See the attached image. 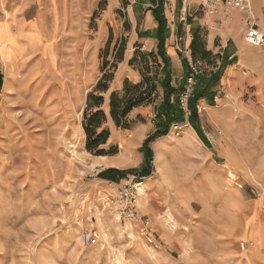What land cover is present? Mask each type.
Segmentation results:
<instances>
[{"label": "rangeland", "instance_id": "1", "mask_svg": "<svg viewBox=\"0 0 264 264\" xmlns=\"http://www.w3.org/2000/svg\"><path fill=\"white\" fill-rule=\"evenodd\" d=\"M54 1V5L45 4L44 22L50 33L56 31L59 65L45 75L38 70L41 43L36 61L19 68L13 58L18 43L10 24L0 23V46L9 52L0 64V264H264V132L260 121L252 132L246 131L239 105L235 128L226 132L212 123L210 108L200 109L199 102L208 143L188 121L181 136L171 131L173 139L168 140L170 148L161 152L160 170L155 165L157 146L155 155L152 148L151 174L178 182L168 194L149 198L147 179H143L146 187L138 191L136 219L122 216L119 192L132 176H141L145 162L137 167H93L91 163L100 157L86 150L83 119L88 94L101 78L102 66L108 62L112 72L120 52L128 47L135 27L131 2ZM165 3L166 13L171 8L170 1ZM175 4L179 29H188L186 23L196 27L190 14L202 13L203 5L190 4L185 13L183 0ZM137 6L133 10L139 29L144 7L136 10ZM187 55L193 63H201L204 73L218 65V59H203L199 54L195 61L182 48L180 56ZM143 61L138 55L131 67L140 72ZM12 67L17 76L23 72L32 78L16 83L13 92L3 90L4 71ZM158 96L157 89L153 102ZM251 97L252 91H246L237 101L243 105ZM218 110L217 116L224 114V104ZM187 130L193 131L194 138L185 134ZM117 150L122 160L137 164L138 153L124 142ZM111 168L125 174L109 172L114 180L100 176ZM86 229L98 230V243L82 244Z\"/></svg>", "mask_w": 264, "mask_h": 264}, {"label": "crops", "instance_id": "2", "mask_svg": "<svg viewBox=\"0 0 264 264\" xmlns=\"http://www.w3.org/2000/svg\"><path fill=\"white\" fill-rule=\"evenodd\" d=\"M149 1L142 0V2L138 3L137 0H130V8L133 12L132 20L135 27L130 33V42L125 50L124 59L118 64L115 72L111 86L112 90H120L125 79H129L135 83L140 82V72L129 65V60L135 50L157 51L158 40L152 34L140 35L143 32H153L158 26L152 10L148 9L155 7L153 5L154 2ZM169 1L171 10L166 9L167 16L164 0V14L169 27V37L166 40V52L171 57L173 71L172 84L175 87H181L183 84L181 80L188 73L189 68L184 66V57L180 56V51L184 48L186 53L191 54L190 45L195 32L198 31L199 37H204L203 41L206 49L213 54L221 55L218 59V65L213 71H217L221 67L223 58L229 62L225 67V74L223 72L218 85L214 87V99L201 98L199 100L201 104L200 109L207 111L206 108H210V112H207L209 116L211 115L212 123L218 127H222L226 132H230L231 128H235L233 125L237 123V106L241 105L243 107L241 113H243L245 118L246 131L252 132L253 127L258 125L256 124L257 120H259L261 131L264 132V48L251 46L243 40L242 20L245 15L239 11L225 10L223 7L220 8L218 13H213L204 7L202 13L190 14V17L194 20L193 24L196 27L192 28V24L188 25L186 23L188 29L184 28L181 31L179 29L180 26L176 25L177 23L174 17L176 0ZM186 1L183 0V12L185 13L190 4L199 2L202 5L200 0H189L187 5ZM54 2V0H0V23L9 22L11 32L15 41L18 43V48L14 49L13 53L17 67L21 68L29 62L34 63L36 61L37 58L35 57H38L39 54L37 47L40 45L38 28H42L45 16L47 15L45 4L50 3L54 5ZM134 4L144 7L139 19L140 23L143 21V24H141L139 29H137V24L135 23ZM139 6H137L136 10L141 9ZM252 6L259 27L264 32V0H252ZM53 8L52 6L51 9L53 10ZM182 21L183 18L180 19V23ZM5 52V58L7 60L9 58V52L6 48ZM186 58L191 65V58L188 55ZM0 64H2L1 57ZM250 90L252 91L250 102L244 103L243 105L240 104L237 98ZM158 91L159 98L156 102L138 106L130 112L128 116V122L131 127L130 133L127 128L117 127L111 119L108 120L107 124L110 128L109 143L118 146L119 144L121 145V142H124L126 147L133 149L134 153H138L136 157L137 164L135 165H132L129 159L122 160L119 156L121 152L113 156H106L105 160L119 163L111 164L109 167L124 168L129 165L137 167L139 164L144 163V155H142V152H138V149L143 146L144 140L156 130V124L159 121L157 118L158 107L164 100V88L160 84ZM172 99H174V96ZM223 104L224 110L222 111L224 114L217 116L216 112ZM155 107H157V111H155ZM171 131L169 130L168 134L160 136L152 142L154 155L157 143L168 137ZM183 131L181 132L182 134ZM262 146H264V143ZM145 179H147L146 185L149 198L151 194H168L166 191L172 190L178 182L174 177H162L159 174L154 175L153 173L144 177Z\"/></svg>", "mask_w": 264, "mask_h": 264}, {"label": "trees", "instance_id": "3", "mask_svg": "<svg viewBox=\"0 0 264 264\" xmlns=\"http://www.w3.org/2000/svg\"><path fill=\"white\" fill-rule=\"evenodd\" d=\"M155 7L151 9L158 23L157 28L153 32H143V34H152L158 40L157 51L141 53L139 49L135 50L129 65H134L138 59V55L144 58L143 69L140 73L142 79L140 82H133L125 79L120 90H112L111 86L115 77L118 64L123 61L126 46L117 57V61L113 66V71L109 72L106 62L102 66V76L98 80L95 88L88 94L87 108L84 112L83 131L86 135V150L97 156H113L118 153L117 145L109 143L110 128L108 120L111 119L117 127L129 129L128 116L130 112L141 105L151 104L154 101L155 93L159 84L164 88V100L159 105L157 118L159 121L156 130L150 134L141 147L144 154V166L142 165L141 176H149L152 172L151 161L153 158V150L151 143L158 137L168 134L172 123H182L188 121L196 130L198 135L204 142L208 143V139L201 125L198 104L201 98L214 99V87L218 85L225 67L229 63L223 58L222 65L217 71L210 74L201 72L196 77V87L193 94L188 100V111L182 107L179 99L180 93L185 89V84L181 87H175L172 84L173 71L171 57L166 52V40L169 37V27L167 18L164 14V0H153ZM192 57L197 61L199 54L203 59H219L221 55L213 54L206 49V45L198 31L195 32L194 38L190 45ZM184 66L189 68V61L184 58ZM160 74H163L161 77ZM3 75L0 70V88L2 86ZM174 96V99L172 97ZM95 109V110H93ZM103 128L102 131L98 129ZM107 149H110L106 151ZM119 172L125 174L124 171L118 169H108L100 173V176L106 179L114 178L109 172Z\"/></svg>", "mask_w": 264, "mask_h": 264}, {"label": "built area", "instance_id": "4", "mask_svg": "<svg viewBox=\"0 0 264 264\" xmlns=\"http://www.w3.org/2000/svg\"><path fill=\"white\" fill-rule=\"evenodd\" d=\"M169 1V0H165ZM203 7L207 8L213 13H218L220 8H225L229 11H239L245 15L242 20L243 27V39L251 46L264 48V32L260 29L259 24L254 16L252 0H200ZM189 73L186 77L185 89L180 93L179 99L182 107L188 111V100L193 94L196 87V77L201 73V63L193 61L191 62ZM189 123V122H188ZM187 123L176 122L172 123L170 130H174L178 135L181 133V129L186 126ZM184 125V126H183ZM144 177L140 175H134L124 185L119 192L124 206L121 209V215L127 216L132 219H136V203L138 197V185L142 183ZM146 226L149 222H143ZM100 234L96 229H86L81 234V242L85 247L92 246L98 243ZM150 242H154L149 237Z\"/></svg>", "mask_w": 264, "mask_h": 264}, {"label": "bare ground", "instance_id": "5", "mask_svg": "<svg viewBox=\"0 0 264 264\" xmlns=\"http://www.w3.org/2000/svg\"><path fill=\"white\" fill-rule=\"evenodd\" d=\"M39 30V42L41 43L42 45V48H41V57H40V61L42 62L41 63V66H40V72L42 71V73L45 75L46 72L50 69L51 67H54V68H58V56H57V42L54 41V37H55V32L53 33H50L46 27V24L45 22L43 23V26L42 28H38ZM3 32V31H2ZM1 33V32H0ZM4 33V32H3ZM2 35V34H1ZM6 35V34H4ZM9 36V35H8ZM1 37V36H0ZM5 37V36H4ZM59 42V41H58ZM0 57H2L3 59H6V52H5V48L0 46ZM49 61V63H48ZM4 62V61H3ZM5 64V63H4ZM7 64V63H6ZM8 65V64H7ZM15 67H12L10 69H7L4 71V74H5V84H4V88L3 90H6V91H14L16 89V83H22L23 81H30L32 78H27L23 72H21L18 76L16 75L17 73L14 71ZM35 73V72H34ZM33 74V73H32ZM30 75V74H29ZM42 76V75H41ZM37 77V75H36ZM35 77V78H36ZM34 78V79H35ZM25 83V82H24ZM70 92V91H69ZM68 92V93H69ZM3 94V92H2ZM11 94V93H10ZM4 96V95H3ZM68 98V96H67ZM68 101V100H67ZM69 103V102H68ZM189 125V124H188ZM82 129V128H81ZM174 131V130H172ZM175 132V131H174ZM193 132V131H192ZM191 131L187 130L185 132V134L187 136H191L193 137L194 134L192 135ZM176 133V132H175ZM194 138V137H193ZM172 140L173 139V132L170 133V135L166 138H164L163 140H161L160 142L157 143V151L158 153L156 154V159H155V165L157 166L156 168L159 169L160 166L162 164L161 163V152H165L166 150H168L171 146V144H169L168 140ZM173 145V144H172ZM100 157L99 160H97L96 162H93L91 163V165L93 167H101L103 165H111V164H117L115 161H108V160H105L106 156H98ZM91 166V167H92ZM163 168V167H161ZM160 170V169H159ZM163 170V169H162ZM145 183H141V185L139 186V189L141 192H144V189L146 186H144ZM260 229V228H259ZM263 229V228H262ZM261 230V229H260ZM260 234V233H259ZM258 234V235H259ZM255 235V233H254ZM264 237V236H263ZM261 238V237H260ZM261 240V239H260ZM258 242V241H256ZM261 247V246H259Z\"/></svg>", "mask_w": 264, "mask_h": 264}, {"label": "water", "instance_id": "6", "mask_svg": "<svg viewBox=\"0 0 264 264\" xmlns=\"http://www.w3.org/2000/svg\"><path fill=\"white\" fill-rule=\"evenodd\" d=\"M155 111H157V107H155Z\"/></svg>", "mask_w": 264, "mask_h": 264}]
</instances>
